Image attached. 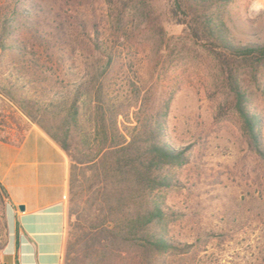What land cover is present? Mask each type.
I'll list each match as a JSON object with an SVG mask.
<instances>
[{
  "label": "trees",
  "instance_id": "1",
  "mask_svg": "<svg viewBox=\"0 0 264 264\" xmlns=\"http://www.w3.org/2000/svg\"><path fill=\"white\" fill-rule=\"evenodd\" d=\"M9 1L0 13V52L14 63L0 91L70 159L64 264H156L183 248L169 234L168 217L176 212L158 191L175 184L164 170L186 164L192 145L170 140L171 94L126 82L119 49L133 31L132 10L148 0H107L109 29L95 24L90 32L84 21L69 27L53 20L45 29L38 20L45 10ZM169 1L185 38L220 67L246 143L264 163L260 118L238 79L242 66L255 73L264 63V40L235 39L214 12L221 0ZM26 131L0 141L18 143ZM0 193L8 199L1 183Z\"/></svg>",
  "mask_w": 264,
  "mask_h": 264
},
{
  "label": "rangeland",
  "instance_id": "2",
  "mask_svg": "<svg viewBox=\"0 0 264 264\" xmlns=\"http://www.w3.org/2000/svg\"><path fill=\"white\" fill-rule=\"evenodd\" d=\"M9 2L0 0V13ZM28 3L46 11L38 16L45 29L53 20L69 27L84 21L89 32L95 24L109 29L107 0ZM169 4L148 0L132 10L133 31L119 46L127 62L126 82L171 94L170 140L192 145L186 164L164 170L175 184L158 191L165 206L176 212L168 217L169 234L185 246L161 254L156 264H264V163L246 143L220 67L185 38L183 25L169 16ZM214 12L235 39L264 40V0H221ZM24 38L33 41L28 34ZM13 58L0 52L2 84L9 83ZM238 79L250 110L260 118L264 143V63L255 73L242 66ZM31 124L37 125L0 91V137L15 139ZM14 211L0 193V264H8V246L16 231Z\"/></svg>",
  "mask_w": 264,
  "mask_h": 264
},
{
  "label": "crops",
  "instance_id": "3",
  "mask_svg": "<svg viewBox=\"0 0 264 264\" xmlns=\"http://www.w3.org/2000/svg\"><path fill=\"white\" fill-rule=\"evenodd\" d=\"M69 174L66 152L35 124L18 143L0 141V183L16 222L8 264H64Z\"/></svg>",
  "mask_w": 264,
  "mask_h": 264
},
{
  "label": "water",
  "instance_id": "4",
  "mask_svg": "<svg viewBox=\"0 0 264 264\" xmlns=\"http://www.w3.org/2000/svg\"><path fill=\"white\" fill-rule=\"evenodd\" d=\"M18 208H19L20 210H23V206H22V205H19Z\"/></svg>",
  "mask_w": 264,
  "mask_h": 264
}]
</instances>
